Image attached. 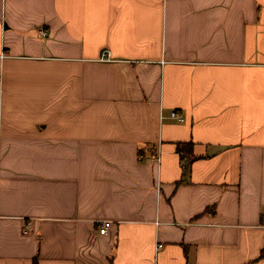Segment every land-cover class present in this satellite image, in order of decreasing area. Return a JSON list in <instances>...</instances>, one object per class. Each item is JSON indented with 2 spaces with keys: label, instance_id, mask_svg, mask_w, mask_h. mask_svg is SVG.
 <instances>
[{
  "label": "crops",
  "instance_id": "0c3cea01",
  "mask_svg": "<svg viewBox=\"0 0 264 264\" xmlns=\"http://www.w3.org/2000/svg\"><path fill=\"white\" fill-rule=\"evenodd\" d=\"M35 258L264 264V0H0V264Z\"/></svg>",
  "mask_w": 264,
  "mask_h": 264
},
{
  "label": "trees",
  "instance_id": "16d2710c",
  "mask_svg": "<svg viewBox=\"0 0 264 264\" xmlns=\"http://www.w3.org/2000/svg\"><path fill=\"white\" fill-rule=\"evenodd\" d=\"M192 147H193L192 143H178L177 144V151L180 153L181 159H183V169L185 173L190 170L191 163L196 158L195 156H193L194 153H193ZM143 150H141L140 152L141 155L143 153ZM33 264H39V261L37 258L34 259Z\"/></svg>",
  "mask_w": 264,
  "mask_h": 264
},
{
  "label": "built area",
  "instance_id": "2783aa9c",
  "mask_svg": "<svg viewBox=\"0 0 264 264\" xmlns=\"http://www.w3.org/2000/svg\"><path fill=\"white\" fill-rule=\"evenodd\" d=\"M48 30L46 28H41L40 29V34L42 36H46L48 34ZM103 57H106V59L110 58V53L108 51L103 53ZM171 117L174 119H178L179 121H183L184 117L176 110H173L171 112ZM113 221L112 220H103L102 222V226L100 227V233L104 234L106 233V231L109 229V227L112 225ZM163 246V244H158V248H161Z\"/></svg>",
  "mask_w": 264,
  "mask_h": 264
}]
</instances>
